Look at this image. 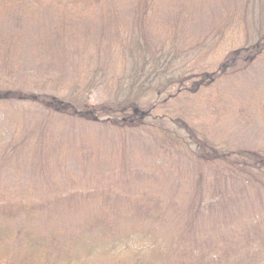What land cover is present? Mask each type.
Listing matches in <instances>:
<instances>
[{"label": "rangeland", "instance_id": "obj_1", "mask_svg": "<svg viewBox=\"0 0 264 264\" xmlns=\"http://www.w3.org/2000/svg\"><path fill=\"white\" fill-rule=\"evenodd\" d=\"M149 1L154 6L147 9L142 7L144 0H99L88 10L83 7L85 0L78 1V4L72 1L66 7L67 13L46 8L22 21L0 13V89L22 88L17 91L39 99L27 103L9 97L0 101V128L4 129L1 131L3 142H0V147L10 157L0 162V183H5L10 175L14 179L28 176L29 159L39 156L41 166L43 162L50 166L48 176L53 184L56 183L54 189L45 194L47 199L54 197L56 188L65 186L70 189L79 174L84 176L94 172L108 177L101 183L105 190L117 183L126 197H132L143 189L161 192V179L167 177L175 185L189 175L179 162L165 156V147L161 148V120L165 117L164 125L169 128L180 125L175 123L178 119L185 125L182 127L188 126V129L205 125L202 134H208L210 141L219 148L228 149L230 144L236 146L241 142L253 148L263 146V132L256 131L244 139L238 137L241 124L229 120L231 114L226 115L223 124H219L218 119L209 113L207 107L210 102L202 103L205 93L209 92L203 89L193 91L190 80L186 83V80L180 79L173 90L162 88L161 85L169 84L172 77H162L161 68L157 65L161 67L163 52L180 53L187 45L196 49L207 47L209 54L203 62L195 68L193 63L189 65L193 72L200 68L190 75L196 77L202 72H215L229 51L248 47L258 33L262 36L259 40L264 43V20L254 23L252 15L259 0H251L255 5L249 7L247 0H206L208 4L203 13L210 16L205 18L203 14L202 26L199 27L189 24L187 12L182 7L181 11L178 10L179 15L170 17L166 13L161 14V0ZM232 21L233 26H230ZM220 31L223 37H220ZM136 32L138 40H143L140 45L130 40ZM144 44L151 49H146L143 56L137 50ZM174 44L178 47H173ZM213 47L214 51L211 50ZM83 50H90L94 59ZM131 51L136 52L134 57ZM99 68L104 75L95 79L94 72ZM260 73L264 74V64L250 70L248 75H242L247 77L248 85L237 87L236 99L242 101L248 111L252 110L254 99L261 98L264 84L257 83L262 77ZM139 75H143L141 85L146 86V91L133 96L129 87H133ZM177 77L173 76L175 80ZM229 79L232 80L230 76L227 81ZM236 85L239 84L233 81V87ZM178 89L181 93L173 96ZM129 96L141 99L142 108L137 106L141 113L153 105L152 114L148 116L144 112L141 119L142 116L132 110L130 104L127 106L123 102L114 108L116 99L121 102ZM51 100L58 105L48 108L41 103L49 104ZM120 109L122 112H118ZM209 109L213 110L212 105ZM83 112H88L89 117ZM17 127L20 133L15 138L21 139L23 133H28L30 140L14 152L9 147L10 143H14L10 139ZM222 127L231 130L227 133L217 131ZM13 146L16 147V144ZM44 207L48 214L45 221L49 217V223L60 222L61 229L67 232L62 244L76 235L74 221H70L72 218L69 215L74 214L79 220L88 210L99 208L86 205L76 211L73 208L74 211L59 213V208L51 207V204ZM108 209L116 210L112 207ZM43 229L47 233V229ZM38 263L47 264L45 260Z\"/></svg>", "mask_w": 264, "mask_h": 264}, {"label": "trees", "instance_id": "obj_2", "mask_svg": "<svg viewBox=\"0 0 264 264\" xmlns=\"http://www.w3.org/2000/svg\"><path fill=\"white\" fill-rule=\"evenodd\" d=\"M72 1L78 4L82 0H0V13L22 21L46 8L67 13L66 7ZM85 1L83 7L86 10L99 2ZM250 2L247 0L248 7L255 5V2ZM207 4L206 0H161V14L174 17L180 14L178 10L182 7L187 12L189 24L199 27L202 26L200 22ZM256 5L252 15L254 23H260L264 20V0H259ZM152 6L154 3L144 0L142 7L148 9ZM208 16L210 14L205 18ZM229 25L233 26V21ZM217 31L215 29L216 34ZM219 35L223 37L222 33ZM260 35L258 33V38L255 36L248 47L229 51L215 72H202L196 77L190 75L200 68L193 72L189 65L193 63L194 68L200 65L209 54L207 47L196 49L187 45L180 53H161V67L157 63L161 76L172 77L169 84H162L161 87L173 90L180 79L186 80V83L190 80L193 91L203 89L209 92H204L202 103L210 102L207 107L209 113L218 119L219 124H223L226 115L231 114L229 120L241 124L238 137L244 139L256 131L264 133V88L261 98L254 99L255 104L250 111L242 101L236 99L237 87L248 85L247 77L242 75H248L250 70L264 64V43L259 40ZM138 37L137 32L133 34L131 43L140 45L143 40H138ZM143 46L137 52L141 51L144 56L146 49L151 48L148 44ZM211 50L214 51V47ZM83 52L94 59L90 50ZM134 53L131 51L132 57ZM156 71L160 72L157 68ZM94 75L96 79L104 73L99 68ZM260 75L262 77L257 83L263 85L264 74ZM173 76L178 77L175 80ZM229 76L232 80L227 81ZM142 78L143 75L137 76L133 87H129L133 96L137 92L145 93ZM233 81L239 85L233 87ZM17 90L0 89V101H6L9 97L27 103L39 100ZM176 91L173 96L181 93L180 89ZM122 102L127 106L130 104L131 109L142 116L141 119L144 112L150 116L154 111V106L149 105L141 113L137 107L142 106L141 99L130 96L121 102L116 99L114 108ZM41 103L48 108L58 105L54 100L49 104ZM211 105L213 110L209 109ZM120 110L118 112H122ZM83 113L89 117L88 112ZM166 119L161 120V148L165 147V156L179 162L189 175L182 183L175 185L163 175L165 179H161V192L143 189L132 197H126L117 183L105 190L101 183L102 179L108 177L94 172L84 176L79 174L70 189L65 186L56 188L54 197L47 199L45 194L54 189L56 183L53 184L48 176L50 166L47 167L48 164L44 162L41 166L39 156L29 159L28 176L14 179L10 175L5 183H0V264H11L13 261L18 264H39L41 260L47 264H264V144L253 148L240 141V145L230 144L228 149L219 148L210 141L208 134H202L205 125L188 129V126L182 127L185 125L178 119L175 123L180 125L169 128L164 125ZM201 121L204 122L202 118ZM2 130L0 128V142H3ZM219 130L227 133L231 129L222 127ZM19 133V127L13 129L14 137L10 142L14 143H10L9 149L14 152L30 140L28 133H23L21 139L15 138ZM7 159H10L7 151L2 152L0 147V162ZM47 204L59 208V213L76 211L86 205L99 208L88 210L79 220L74 214L69 215L72 218L70 221H74L76 235L62 244L67 232L61 229L60 222L49 223V217L45 221L48 214L44 206ZM109 207L116 210L109 211ZM120 207L123 210H117ZM37 224L41 226L38 228ZM43 228L47 229V233L42 231Z\"/></svg>", "mask_w": 264, "mask_h": 264}]
</instances>
